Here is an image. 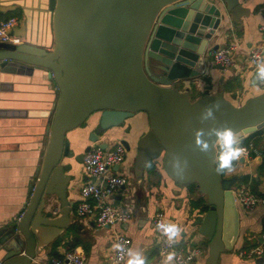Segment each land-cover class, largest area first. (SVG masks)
Here are the masks:
<instances>
[{"label":"water","instance_id":"water-1","mask_svg":"<svg viewBox=\"0 0 264 264\" xmlns=\"http://www.w3.org/2000/svg\"><path fill=\"white\" fill-rule=\"evenodd\" d=\"M46 1L54 32L52 51L29 43L0 42V70L17 63L40 67L60 92L57 107L50 113V139L30 202L19 221L0 228V264H33L68 228L69 191L76 175L72 162H64L75 154L67 133L86 127L96 117L90 143L75 157L83 161L84 153L102 134L125 126L138 112L148 114L150 127L138 139L133 165L137 180L142 181L146 169L161 164L174 181L195 185L201 197L193 223L198 230L192 236L207 238L206 264H219L221 254L234 249L240 234L234 187L238 178L213 170L217 142L210 129L261 130L264 92L237 105L233 101L237 92L231 98L218 91L192 99L177 83L205 71L209 39L227 18L240 21L245 10L240 0ZM213 104L219 106L214 109L215 118L202 120L203 109ZM201 129L202 139L210 145L207 153L196 145ZM122 144L131 149L127 140ZM147 161L151 167H146ZM258 260L264 263V257Z\"/></svg>","mask_w":264,"mask_h":264},{"label":"crops","instance_id":"crops-1","mask_svg":"<svg viewBox=\"0 0 264 264\" xmlns=\"http://www.w3.org/2000/svg\"><path fill=\"white\" fill-rule=\"evenodd\" d=\"M240 3L245 8L240 21L235 23L230 17L227 18L209 39L207 50L210 59L205 64V71L177 83L182 90L189 91L192 99L206 92L218 91L231 98L237 92L239 95L233 101L242 105L249 97L264 92V81L256 77L257 66L264 63V57L251 69H243L248 65L250 50L264 43V0H240ZM49 13L46 0H0V19L11 16L19 19L13 31L22 38V43L52 51L54 32ZM231 43L239 44L236 53L238 64L228 69L219 68L213 58L215 46L228 47ZM238 67L240 72L237 71ZM59 96L57 83L45 69L17 63L0 70V228L13 222L30 202L31 189L50 139V113H54ZM96 120V117H92L86 127L81 126L67 133L75 154L65 158L64 162H72V173L76 175V182L69 191L72 212L70 218H65L68 228L33 262L38 260L52 264L66 250L75 249L84 255L85 264H117L113 261V245L116 233L122 232L132 239L131 249L142 252L148 264H164V257L159 254L161 235L154 225L155 214L164 210L168 220L179 224L184 230L177 248L201 250L188 264H206L209 241L202 235L192 236L193 231L198 230V226L193 225L198 213L195 201L201 197L195 186L174 181L161 164L146 169L141 182L134 174L138 139L150 127L146 112L136 113L125 126L110 129L101 135L99 142L93 144L106 142L113 145L122 143V140L129 142L131 149L127 150L126 160L119 170L131 174L130 183L116 192L113 203L118 208L130 209L133 219L114 226H99L94 218L77 214L76 207L82 201L80 189L84 183L92 181V177L86 173L83 161H77L75 157L84 152L90 143L89 135L94 130ZM261 130L260 139L249 141L260 146L262 154L242 157L235 163V171L225 175L238 178L235 190L244 186L258 195H264V126ZM235 134L240 142H248L253 133ZM88 201L93 202V199L88 198ZM238 208L239 237L233 250L221 254L219 264H262L258 259L242 257L240 251L261 242L264 209L262 206L247 209L240 204Z\"/></svg>","mask_w":264,"mask_h":264},{"label":"built area","instance_id":"built-area-1","mask_svg":"<svg viewBox=\"0 0 264 264\" xmlns=\"http://www.w3.org/2000/svg\"><path fill=\"white\" fill-rule=\"evenodd\" d=\"M19 19L15 16L0 19V41L12 45H19L23 42L22 38L14 33V28L18 25ZM264 29V27H263ZM239 50L238 43H231L228 47L218 48L213 51V58L216 64L228 69L238 64L236 53ZM259 57V58H258ZM264 57V43L253 47L248 53V65L243 69H251L257 65ZM242 69V70H243ZM237 71H241L238 67ZM245 149V155L259 156L263 150L253 141L241 142ZM217 157L221 151V145L216 143ZM127 157V148L122 143L108 145L102 148L99 145H92V148L84 153L83 166L90 177H95V181L84 183L80 189L82 201L76 207V212L81 217L94 218L99 226H114L121 223L130 222L133 219L132 211L128 208H118L113 203L116 192L130 183L131 174L128 171L114 170L122 165ZM235 197L238 204L253 209L262 206L264 209V195H258L246 187H239L235 190ZM93 199V202L88 201ZM24 215V211L17 215L15 220L19 221ZM170 222L164 210H159L155 214L154 225L158 222ZM159 232V231H158ZM160 233V232H159ZM161 235L159 242V254L164 257L167 252L175 250L177 253L176 264H188L196 257L201 250L177 248V244L169 247L165 237ZM120 243L125 248H131L132 239L122 232H117L115 244ZM240 255L247 259H258L264 257V235L260 243L247 250L240 251ZM113 261L121 264L124 261L117 260V253H113ZM33 264H44L35 260ZM52 264H85V257L75 249H68L63 256L57 257ZM264 264V263H262Z\"/></svg>","mask_w":264,"mask_h":264},{"label":"clouds","instance_id":"clouds-1","mask_svg":"<svg viewBox=\"0 0 264 264\" xmlns=\"http://www.w3.org/2000/svg\"><path fill=\"white\" fill-rule=\"evenodd\" d=\"M259 58V57H258ZM256 77L258 80L264 81V63L257 66ZM218 105L213 104L203 109L201 113L202 120H211L215 118L214 109H218ZM210 133L216 136V142L221 145V151L217 157L214 171L217 175H229L235 171V163L238 162L244 155L245 149L241 146V142L236 137V134L231 128L210 129ZM203 130H198L196 133V145L201 152L207 153L210 145L207 140L202 139ZM186 165V162H185ZM152 162L147 161L146 167H151ZM175 167V164L173 165ZM180 178H183L182 173H178ZM156 230L159 231L169 247L178 244L182 239L183 228L172 222H158ZM113 250L117 253V260L124 261V264H148L147 258L142 252L134 251L131 248H125L124 245L117 243L113 245ZM177 260L175 250L167 252L164 256V264H174Z\"/></svg>","mask_w":264,"mask_h":264},{"label":"trees","instance_id":"trees-1","mask_svg":"<svg viewBox=\"0 0 264 264\" xmlns=\"http://www.w3.org/2000/svg\"><path fill=\"white\" fill-rule=\"evenodd\" d=\"M262 132H263L262 130H258L257 132L253 133V134L251 135V138H250V137L248 138V141H249V139H250V140H251V139H256V138H259V139H260V135H261ZM189 186L194 187L195 185H194V184H191V185H189ZM199 201H200V200H199ZM199 201L197 200V201H195V203H198Z\"/></svg>","mask_w":264,"mask_h":264}]
</instances>
